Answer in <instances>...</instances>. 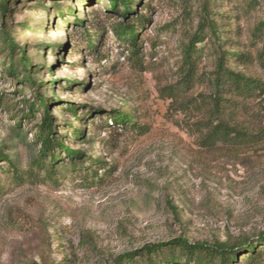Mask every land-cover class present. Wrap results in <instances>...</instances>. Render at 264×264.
<instances>
[{"label":"rangeland","instance_id":"1","mask_svg":"<svg viewBox=\"0 0 264 264\" xmlns=\"http://www.w3.org/2000/svg\"><path fill=\"white\" fill-rule=\"evenodd\" d=\"M5 1L0 10L2 153L25 171L39 151L34 140L41 114L36 109L34 118L16 127L22 111L27 114L23 103L35 100V87L26 86L23 76H10L6 34L24 51L59 141L81 157L72 170L60 154L57 183L45 171L38 182L18 183L0 160V264H114L121 255L177 238L210 247L225 243L239 253L236 264H247L242 253L250 243L264 261V246L255 244L264 234V143L243 151L202 149L194 132L199 117L182 110L184 99L167 97L179 88L181 50L200 16H221L233 39L250 51L249 34L264 22V0H126L129 21L142 19L134 22L135 57L111 31L128 19L106 10L110 0ZM87 35L99 40L92 52ZM200 47L206 55L199 70L208 73L213 57ZM206 91L197 86L188 96ZM68 107L75 108L79 121ZM124 108L148 128L146 133L109 129V113ZM245 120L264 128V100L247 105ZM73 129L81 136L74 137ZM171 253L182 255L163 249L150 260L161 263ZM146 259L138 256L135 264H147Z\"/></svg>","mask_w":264,"mask_h":264},{"label":"trees","instance_id":"2","mask_svg":"<svg viewBox=\"0 0 264 264\" xmlns=\"http://www.w3.org/2000/svg\"><path fill=\"white\" fill-rule=\"evenodd\" d=\"M121 6V11L117 6ZM6 8V1L0 0V10ZM108 11L119 14L123 21L131 14L130 3L126 0H110ZM233 20V19H232ZM111 27V31L117 40L127 46L130 57L138 54V29L134 22L139 23L141 18L134 21L127 20ZM75 22V21H74ZM80 25V23L75 22ZM230 23L224 22L222 17H215L207 14L200 16L196 31L189 37L188 42L182 47L181 61L178 67L177 89L175 96L167 95L170 98H182L185 100L184 112H194L199 117L195 124L197 144L202 149H212L217 146L247 150L253 147H260L264 143V128L255 129L246 120L247 105L256 100H264V22L258 23L250 32L248 47L240 45V42L233 39V30ZM87 49L92 52L99 40H92L90 35L86 36ZM3 44L7 48L10 67L8 72L14 79L23 78L26 86L35 87L34 102H24L25 111H22L21 120L34 118L36 109L41 110L40 123L37 126L35 144H39V151L25 171L19 168L15 158H10L2 153L5 147L0 144V160L7 164L8 174L18 183L38 182V174L45 171L46 178L57 181V172L60 166V154L68 159L72 170L78 164L77 159L81 157L79 152L66 149L59 141V136L52 127V118L46 106V100L38 93V83H34L29 75V62L24 51L19 50L11 39L4 34ZM206 46L213 57V69L208 73L200 72V63L205 50L200 46ZM18 59H15V56ZM106 58H102L100 64ZM17 62V64H15ZM197 86H203L206 92L198 94L197 97L188 94ZM188 96V97H187ZM74 119H77L74 107H68ZM132 111L124 108L120 111L109 113L106 122L111 126H120L123 130H132L138 134H144L148 130L140 124L137 117H132ZM80 120L79 118L77 119ZM106 123V124H107ZM71 134L80 137L79 130L73 129ZM19 139V135L16 136ZM14 156V155H11ZM94 162H97L96 160ZM57 183V182H56ZM3 187L0 185V191ZM264 246V234L257 238L255 243ZM163 249H178L181 257L171 253L164 261L152 262L151 255L162 254ZM259 250L255 245L246 244L242 255H247V264H264L259 260ZM147 256V264H236L239 253L225 243H216L212 247L203 243H189L182 238L159 244L145 246L139 252L124 254L115 259L114 264H135V258Z\"/></svg>","mask_w":264,"mask_h":264}]
</instances>
